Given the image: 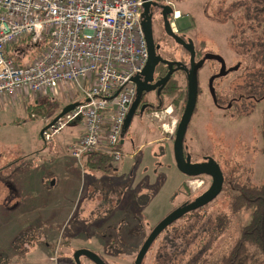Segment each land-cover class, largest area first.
<instances>
[{"label": "rangeland", "instance_id": "1", "mask_svg": "<svg viewBox=\"0 0 264 264\" xmlns=\"http://www.w3.org/2000/svg\"><path fill=\"white\" fill-rule=\"evenodd\" d=\"M254 6L255 0H183L176 2L177 15L183 17L173 19L175 31L185 34L196 47L223 55L230 64L240 61L237 82L229 78L225 87L239 84L244 96L251 75L262 68L253 55L264 46V32L247 16L253 15ZM13 46L21 48L18 55L9 51L22 65L44 51V46L31 47L29 39ZM162 52L183 56V49L171 38ZM209 70L210 65L202 72L206 76ZM205 76L185 148L193 161L214 158L223 170L224 187L213 201L191 212L199 215L196 220L188 219L189 212L161 233L143 264L163 262L164 250L172 253L169 239L177 228L188 231L189 240L187 251L174 255L171 264L189 262L206 251L214 255L229 252L251 217L250 210L233 211L234 183L264 184V95L242 99V112L231 116L213 105ZM179 78L184 85L183 77ZM80 86L69 83L48 93H27L24 101L33 109H24L21 100L13 110L1 113L0 138H6L1 147L14 152L7 159L0 156V264H75L73 253L79 248L95 251L107 264H133L153 227L212 183L209 175L189 177L178 169L173 143L180 117L172 111L175 107L168 95L163 105L154 100L153 113L134 118L123 136V158L113 162L111 170L93 169L85 158L74 157L71 147L80 137L68 148L65 135L75 130L71 127L75 122L63 126L54 135L55 141H45L42 117L48 114L49 123L67 104L83 98ZM61 89L64 97L58 96ZM220 215L228 217L229 225L211 241L207 229ZM22 235L34 236L32 242H19ZM81 263L95 264L86 257Z\"/></svg>", "mask_w": 264, "mask_h": 264}, {"label": "built area", "instance_id": "2", "mask_svg": "<svg viewBox=\"0 0 264 264\" xmlns=\"http://www.w3.org/2000/svg\"><path fill=\"white\" fill-rule=\"evenodd\" d=\"M143 0H0V98L81 85L75 108L44 130L51 141L67 123L84 129L72 145L81 160L102 151L114 162L126 116L137 94L133 78L149 58L141 21ZM28 38L44 51L20 65L9 47ZM87 85V86H85Z\"/></svg>", "mask_w": 264, "mask_h": 264}, {"label": "flooded vegetation", "instance_id": "3", "mask_svg": "<svg viewBox=\"0 0 264 264\" xmlns=\"http://www.w3.org/2000/svg\"><path fill=\"white\" fill-rule=\"evenodd\" d=\"M179 1H183V0H150L148 4L146 5L143 4L142 6L141 21H142V26L144 29L145 37L147 34L149 37L153 39L154 44L156 46L157 55L161 56L164 60H167V61H179L182 63V65L180 66V68H178L177 65L174 64L173 66L174 72L171 75L170 79L164 85L158 86L156 89L151 90L149 92H144L141 95L136 94L132 102V105L130 107V110L125 119L124 128H123V136L124 134L129 132L130 126L132 125V122L136 116H138L139 119H143L147 115L153 113L154 107H156L155 101H158L162 105L164 104L163 100L168 95L167 92L170 87L173 88V90L176 91V95L180 97L179 103L177 104L173 103L175 108L172 111L178 112L180 120L185 111L187 100H188V83L189 82H188L187 71L184 70L182 67H186L187 70L191 69V66L193 63L192 53L188 49H186L182 44H179L176 41V39L169 34L168 29H167L168 24H169L172 27L173 31L177 33L178 35L182 36V38L186 42H190V41L193 42L190 38H186L185 34L180 33L178 30L175 31L173 19L174 18L179 19L183 17L182 14L177 15L176 2H179ZM168 38L173 39L175 43L183 49V56H180L177 58V57L165 55L162 52L163 46L165 43H167ZM194 46H195V43H194ZM211 54L212 56L209 57V55ZM200 62H202V65L198 71V78H199L198 100H197V104L194 110V114L196 113V110H197L199 98L204 91L202 82H203V78L205 75L203 74L202 70L206 66L210 65L212 70L211 71L209 70V72L205 76L206 78L205 86H206L207 92L209 93L212 99L213 105H215V107L218 110L224 112L225 114L230 113L231 116L239 115L242 112L241 111L242 107H244L242 104L243 103L242 99L250 98V96L249 95L244 96L240 93L239 84H236L235 87H234V84L233 86L228 84L225 87V81H227L229 78H232L234 83L237 82L238 77H239L238 73L240 69V61L230 64L228 63V61H226L223 55H220L212 50H206L204 46H200V47L195 46L194 63L198 64ZM168 71H169L168 64L164 62H159L158 65L156 66V70L153 76L154 78L151 83L156 84L158 81H160L162 78H164L167 75ZM179 75L183 77L184 82H185L184 85L182 84V81L180 80ZM136 102H138V105L135 109V114L133 118L130 120V116L132 115V110ZM185 154L187 157L189 156L191 158L192 162H197V161L192 160L191 155L186 152V148H185ZM209 160L216 161L214 158H210L206 156L204 160H202L201 162L209 161ZM168 228H166L163 232L167 231ZM33 237L34 236L22 235V237L18 238L19 239L18 241L19 242L21 241H31L32 242ZM46 245L49 246L48 243H46ZM82 257H86V256H82ZM73 260L75 264H77L74 259V253H73Z\"/></svg>", "mask_w": 264, "mask_h": 264}, {"label": "trees", "instance_id": "4", "mask_svg": "<svg viewBox=\"0 0 264 264\" xmlns=\"http://www.w3.org/2000/svg\"><path fill=\"white\" fill-rule=\"evenodd\" d=\"M252 12V16L250 13V15H247L248 19H253L256 26L258 28L262 27L264 32V0H255V6ZM24 40L28 41V38H25ZM243 46L247 47L245 43ZM31 47H35V45H31ZM259 50L260 51L256 53V55H253V58L262 68L259 72L251 75L253 76V78L251 77L252 83H249V85H251L246 93L253 99L257 97L258 93L264 95V46L262 45ZM15 62L20 64L17 60H15ZM167 94L171 98L172 104L179 103L180 97L176 95V91H174L173 88L170 87ZM34 107L35 106H32L31 109ZM262 116L261 135L264 143V109L262 111ZM85 160L89 167L102 171L111 170L114 162L112 156L102 151H96L89 154L85 157ZM9 165L10 164L6 165L4 168H7ZM232 188L235 192L232 201L233 211H251L250 220L241 228L240 237L227 253L214 255V253L206 251L201 256L195 257L189 262L182 264H264V184L253 186L249 183H234ZM198 216L199 215L195 216L191 213L188 216V219L196 220ZM228 225L229 219L226 215L218 216L215 219L214 224L207 229L211 241L219 238L225 232ZM168 231L169 230H167V232ZM188 235V231H182L178 228L175 229L173 235L170 236L169 239L173 248L172 253L165 250L164 252L162 251V256H160L163 257V262L160 261L158 264H171L174 262V255L186 252V244L189 240ZM208 247H211V243L208 244Z\"/></svg>", "mask_w": 264, "mask_h": 264}, {"label": "water", "instance_id": "5", "mask_svg": "<svg viewBox=\"0 0 264 264\" xmlns=\"http://www.w3.org/2000/svg\"><path fill=\"white\" fill-rule=\"evenodd\" d=\"M144 5L148 4L150 0H143ZM168 32L171 36H173L179 44H182L186 49H188L192 53V66L190 70H187L186 67H182L187 71L188 74V100L185 111L181 117V120L178 124L175 138H174V157L175 162L178 169L183 172L185 175L189 177H195L200 175H209L212 177V183L210 187L203 192L201 195L197 196L193 201L185 203L170 213H168L157 225L154 226L147 239L143 243L140 248L136 259L133 264H143L144 258L147 255L148 251L157 240V238L161 235V233L168 228L170 225L175 223L177 220L182 218L189 212H192L196 209H199L211 201H213L223 190L225 183V176L223 170L219 163L214 160L203 161V162H192L191 158L186 156L185 154V137L188 130V126L191 122L192 116L194 114V110L198 100V91H199V78L198 71L202 65V62L195 64L194 63V55H195V46L193 42H186L182 36L175 33L172 27L168 24ZM146 40L148 45L149 58L147 64L141 75H138L133 78V82L136 84L137 94L141 95L144 92H149L151 90L156 89L158 86L164 85L171 77L174 72V64L177 65L178 68L182 65L179 61H167L164 60L161 56H158L156 53V46L151 37L146 34ZM212 56L209 55V57ZM159 62L167 63L169 66V71L167 75L158 81L156 84H152L153 76L156 70V66ZM143 77V78H142ZM77 103H69L67 104L62 111L46 126L44 130H46L51 125H54L60 118L64 115L72 111ZM138 105V102L134 104V108L132 110V115L130 116V120L133 118L135 114V109ZM42 131V134L44 132ZM124 140H122V144ZM86 256L87 258L94 261L96 264H107L102 257L93 250L88 248H79L74 252V259L77 264L81 263V257Z\"/></svg>", "mask_w": 264, "mask_h": 264}, {"label": "crops", "instance_id": "6", "mask_svg": "<svg viewBox=\"0 0 264 264\" xmlns=\"http://www.w3.org/2000/svg\"><path fill=\"white\" fill-rule=\"evenodd\" d=\"M24 39H22V40H20V41H23ZM17 43V42H16ZM16 43H14V44H16ZM13 44V45H14ZM13 45H11L10 47H9V50L10 51H13L15 54H17L18 55V52H19V50H21V48H19L20 46H17L16 48H14V46ZM61 88V87H60ZM64 94H65V92L63 91V89H61L60 91H59V93H58V96H63L64 97ZM27 95V93H16V94H14V95H7V96H4V97H1L0 98V116L2 115L1 113H4V112H7V111H9L10 109L11 110H13L14 108H16L17 106H19V104L21 103V100H23L24 101V99H25V96ZM75 100H77V99H75ZM22 101V102H23ZM73 102V101H72ZM72 102H70V103H72ZM23 105H24V109H29V110H31V108H32V106L33 105H31V103H28V102H26V101H24L23 102ZM21 110H22V108H21ZM33 115V114H32ZM43 119H44V123L42 124V127H43V129H42V131L46 128V126L51 122H49L48 123V121L49 120H47V119H50L51 117H49V115L48 114H46V115H44L43 117H42ZM53 120V119H52ZM80 122L78 121V122H75V123H72L71 124V127H73L74 126V128H75V130H76V133H74V131L75 130H71L70 132H66V135L65 136H67V138L66 139H68V140H66L65 139V141L66 142H68V144H67V146H68V148H69V146H71V143H73L75 140H77V138L78 137H81V135L83 134V132H84V129H83V126H82V124L80 123ZM64 130V129H63ZM62 130V131H63ZM42 131H41V135H42ZM61 131V132H62ZM61 132H59V133H61ZM58 133V134H59ZM58 134H56V135H58ZM76 134V135H75ZM70 137H72V138H70ZM55 136L53 137V139H52V141H55ZM4 139H6V138H3V139H1L0 138V156H1V159H7V157H10V154H9V152H14V150H12L11 148H8V149H6V148H3V147H1L2 146V144L3 143H1L2 142V140H4ZM123 140H124V138H123ZM71 142V143H70ZM4 149V150H3ZM16 154H17V152H16ZM9 155V156H8ZM13 155V154H12ZM11 157H13V156H11ZM22 158V156L21 155H16V157H14V158ZM8 164H11V162H8V163H6L3 167H5L6 165H8ZM10 168V167H9ZM12 168V167H11Z\"/></svg>", "mask_w": 264, "mask_h": 264}]
</instances>
